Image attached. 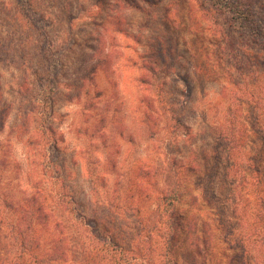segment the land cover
I'll return each instance as SVG.
<instances>
[{
  "label": "rangeland",
  "instance_id": "obj_1",
  "mask_svg": "<svg viewBox=\"0 0 264 264\" xmlns=\"http://www.w3.org/2000/svg\"><path fill=\"white\" fill-rule=\"evenodd\" d=\"M228 3L0 0V224L33 196L64 214L75 258L87 246L81 264L120 259L116 246L101 251L92 239L95 224L129 246L144 229L147 264H166L167 255L176 264H242V238L250 264H264L263 207L243 222L242 140L227 155L223 139L239 113L233 133L242 139L243 122L245 158L264 146L251 127L255 121L264 133V0ZM242 11L257 26L242 24ZM37 69L56 86L52 105L37 101ZM44 157L49 171L38 166ZM170 163L180 191L173 205L160 198ZM67 190L86 215L84 228L60 207ZM59 230L46 223L40 232L51 244Z\"/></svg>",
  "mask_w": 264,
  "mask_h": 264
},
{
  "label": "trees",
  "instance_id": "obj_2",
  "mask_svg": "<svg viewBox=\"0 0 264 264\" xmlns=\"http://www.w3.org/2000/svg\"><path fill=\"white\" fill-rule=\"evenodd\" d=\"M228 2L229 0H217V3H219L220 6L224 7L229 6ZM243 20L244 23L245 21H248L250 22L251 26H257V21L253 20L252 17H247V15L242 11V24ZM38 69L35 72L40 80L41 90L36 97L37 101L41 104V106L48 104L52 105L54 97L51 91L52 89L56 88V86L54 85V83L52 84L49 81L43 83V80L47 79L48 77L45 74H41ZM49 71H51V69ZM148 100H150V103L153 101L151 98H148ZM169 106L173 111L172 104H170ZM238 117L241 118L239 113L236 115L235 121H237ZM177 121L178 127L185 129V132H181L182 134L192 135L191 126H189L187 123L179 121V119H177ZM235 121H233V126H231V130H229V133L227 132L226 134L228 136H224L223 139L225 140L226 148L228 149H226L228 151L227 155L232 152L231 150L240 147L238 141L241 142L242 140V207H246L242 215L244 217V219L242 217L244 222L245 215L248 221L250 218L260 217V211L257 207H263L264 209V146L262 148L258 147L259 150L257 152H255L254 154H249V156L245 158L246 154L244 153L243 146V142L245 140V126L242 122L241 139V137H239L235 133V131L233 133L234 126L236 127V124H238V122L234 124ZM251 127H253L252 131L255 133V135L260 134L264 136V133L259 129L255 121H253ZM171 133L172 135L174 134V132ZM218 138H221V135H219ZM39 140L40 141L38 142L36 150L38 151L40 156V150H44V145L41 138ZM232 141L237 142H235L234 145L230 146L229 144H231ZM51 142L52 139L48 138L44 144H49L50 146ZM215 143V147H213L211 152L215 157L219 158V148L222 145H220L217 141H215ZM52 163L53 162L50 157H44V159H42L41 161L38 160V166H44L48 171L51 170ZM170 165L171 168L165 167L163 169L164 173H166L168 177L165 185L166 189L161 193L160 198L163 201L168 202L170 205H173L179 199L180 191L179 183L171 175L172 172L176 173L174 167L175 164L173 165V163H170ZM57 179L58 178L53 181L54 185H57ZM54 191H56V189H54ZM65 192V199H63V201L61 202L60 207H63L66 213L72 216L73 225L78 224L82 227L85 226L82 219L85 218L86 215L80 209L75 195L70 190H67ZM54 196L55 193L52 195V198H54ZM45 197L48 198V196ZM34 201L35 198L33 196L28 197L23 203H20L18 207L12 208L14 210L9 211V214L6 215L7 223H4V225L0 224V264H81L82 262H87L88 251H85L87 246L85 247V249H81L83 250V252H79V254L82 256L81 259L79 257L75 258V252L73 251V248L76 246L74 245V243L72 245L69 244L70 239H68L67 236L63 234V231L68 228H64L67 225V220L65 219L64 214L57 212L54 208L45 207L42 204L36 205ZM168 208L170 207H167L166 215L171 217L172 215H175L174 212L170 211ZM248 221L246 222L248 223ZM46 223H50V226L53 229H59L60 227H62V230L58 231L60 237L57 241L53 240L51 244H48V242L45 240V236H43V232H40L41 226ZM220 224L222 225V229L227 230L226 232H229V230L232 232L234 231L233 228H228L227 224L229 223L226 219H222ZM171 226L172 232H174L172 239H174L177 237L175 229L179 227V222L174 219ZM90 228L93 230L94 234L92 239H97L102 243L101 251H104L105 246L109 245L116 246L117 249H120L122 251L119 257L120 259L119 261H117L118 264H147V262H149L151 255L150 249L143 246V243L146 242V237L148 238L149 235L145 234V232L143 231L144 229L138 228L136 231V236L137 238H139V243L137 245L129 246L126 244V240L124 242L122 238L114 233L113 229L106 225L102 224V226H99L95 224L90 225ZM38 230L39 232H37ZM246 230H248L246 231L248 232L246 236L248 235V238H251L253 236V233H250L251 229L248 228ZM243 232L244 229H242V233ZM226 236H229V234H226ZM228 240L229 239H227L226 241L230 242V240ZM86 241L89 242L85 239L83 242L86 243ZM63 243H66V246H62L61 244ZM90 244L91 242H89L88 246H90ZM71 251L74 255L73 258L70 257ZM250 255L251 249L249 248L247 242H245V240L242 238V264H250ZM164 260L166 264H176V262L172 260L171 255H167Z\"/></svg>",
  "mask_w": 264,
  "mask_h": 264
}]
</instances>
